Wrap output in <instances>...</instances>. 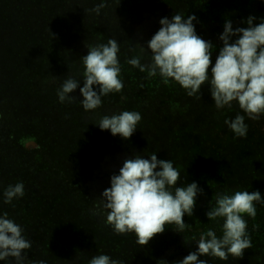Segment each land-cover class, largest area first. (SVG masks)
<instances>
[{
    "label": "trees",
    "instance_id": "obj_1",
    "mask_svg": "<svg viewBox=\"0 0 264 264\" xmlns=\"http://www.w3.org/2000/svg\"><path fill=\"white\" fill-rule=\"evenodd\" d=\"M57 1L55 6V0H0V40L7 39L0 42V191L16 182L22 181L25 186V195L11 205L0 201V212H7L20 224L31 241L30 249L26 250V264L38 261L88 264L99 254H107L124 264H161V260L174 264L193 251L188 237L209 227L218 231L219 223L207 220L205 215L213 204L212 195L243 188L249 192L258 190L264 198V157L248 154L255 146L264 147V128L250 123L243 138L234 137L229 129L219 128L212 118L217 115L224 122L236 112L224 109L221 114L215 109L211 114L203 113L215 107L207 85L202 86L199 94L207 97L199 98L204 103L203 110L197 105L198 111L190 114L199 130L193 126L183 128L179 144L174 139L168 140L175 144L171 148L173 156L156 152L158 159L173 161L181 182H196L203 189V194L196 197L193 215L182 218L191 225V231L180 234L174 225H168L144 246L138 244L132 233L117 234L98 211L99 196L110 186V176L118 172L126 158L135 153L147 154L149 150L143 141L147 131L142 114L147 111L137 108V103L140 100L154 103L152 119L156 126L173 121V115L181 111L172 113L166 106L177 86L159 77L148 78L147 73L127 64L128 59L139 53L140 45H145L135 42L137 34L133 36V27L127 31L132 37L129 46L114 37L116 33L110 25L114 17L100 18L106 6L99 15L92 11L84 15L78 0ZM89 1L93 7L101 3V0ZM64 10L79 13L72 17ZM110 38L120 45L122 91L103 97L102 106L95 111L82 109L79 88L70 94L76 100L59 103L56 91L66 78L62 71L64 75L72 73L81 78L82 57L87 55V47L101 39L107 43ZM66 56L69 57L65 61L69 62L58 65L61 57L63 60ZM149 59L145 55L141 62ZM36 63L39 67H34ZM173 84L175 87L171 88ZM156 90L158 96L152 97ZM125 110L138 111L142 116L136 132L127 140L122 141L118 135L94 125L103 115ZM206 120L212 124L209 128ZM153 136H158L156 129ZM259 167L263 170L254 173ZM214 181L221 183L215 186ZM254 221L264 226V205L258 204ZM0 264L15 262L9 258Z\"/></svg>",
    "mask_w": 264,
    "mask_h": 264
},
{
    "label": "clouds",
    "instance_id": "obj_2",
    "mask_svg": "<svg viewBox=\"0 0 264 264\" xmlns=\"http://www.w3.org/2000/svg\"><path fill=\"white\" fill-rule=\"evenodd\" d=\"M105 6L101 0L89 11L99 15ZM256 20L259 22L254 23ZM194 21H197L195 15L182 13L161 18L159 29L146 46L139 44V53L126 62L147 73L148 78L159 77L163 82L178 84L189 97L199 99L202 86L207 85L218 112L239 109L234 118H225L224 124L234 137L243 138L248 131L245 120L264 117V17L249 15L242 21L246 26L235 28L231 20H225L223 31L217 37L218 49L197 34ZM119 53L120 45L112 38L107 43L89 45L87 55L82 57V77L68 76L61 82L56 91L58 102H73L76 97L70 94L79 88L82 109L95 111L102 106L103 97L120 93L124 82ZM145 55L150 59L142 63ZM141 119L138 111L125 110L103 115L94 125L127 140L136 132ZM109 184L99 196V213L105 216L114 232L132 233L143 246L154 235L163 233L168 225H174L180 234L191 231V225L182 218L193 215L196 197L203 194L196 182H181V174L173 161L158 159L155 152L135 153L126 158L118 172L110 176ZM24 195V183L16 182L0 191V201L11 205ZM257 204L264 205L258 190L216 193L215 202L205 215L207 220L219 223L221 234L218 236L216 229L209 227L188 237L189 243L195 244V250L174 264H208V260L201 257L220 261L242 258L244 251L252 246L244 214L254 218ZM24 233V228L7 212H0V261L12 258L15 264H26V250L30 249L31 241ZM88 264L124 262L99 254ZM161 264L168 262L161 260Z\"/></svg>",
    "mask_w": 264,
    "mask_h": 264
},
{
    "label": "rangeland",
    "instance_id": "obj_3",
    "mask_svg": "<svg viewBox=\"0 0 264 264\" xmlns=\"http://www.w3.org/2000/svg\"><path fill=\"white\" fill-rule=\"evenodd\" d=\"M80 4V8L82 6L83 14L86 15L90 9L93 8L92 2L89 0H78ZM106 4V10L104 14L101 13L100 18L106 20L107 18H113L110 25L114 28V32L118 40L121 43L128 44V40L132 39L130 34H128V28L133 27L135 31L133 32L135 42H142L146 46V42L150 40L151 36L159 29V20L161 18L167 17L168 15H175L176 13H182L186 15H195L197 17V21H194L195 30L198 35H200L205 40H210L214 45L217 46V49L220 45L217 37L223 31V23L225 20H231L233 27H243L246 26L242 24V21L245 20L249 15L255 16L257 18L264 17V0H104ZM58 1L55 0V6H57ZM162 6H166V8H162ZM158 9V10H157ZM65 12L69 10H64ZM77 12L79 11H69L65 13L72 17H76ZM62 13V12H61ZM108 15V16H107ZM78 18V17H77ZM111 20V19H110ZM256 20L254 23H258ZM58 27V26H56ZM55 27V28H56ZM109 27V26H108ZM61 26H59V29ZM76 28V27H75ZM104 37L106 35L101 34ZM7 39H1L0 42L6 41ZM138 42L136 44H138ZM106 43V39L100 40L98 44ZM32 49H35L31 45ZM68 49V48H67ZM66 49V50H67ZM3 55V56H2ZM216 51L213 52V57H215ZM56 57L58 55H55ZM65 56V55H63ZM1 57H5L4 54H1ZM34 56H30L29 58L33 59ZM69 57L66 56L63 60L62 57L60 59V63L58 65L64 66L68 62L65 59ZM57 62L56 60H53ZM38 63L34 64V67H39ZM62 71L64 77L73 76L72 73H66ZM147 81V80H145ZM146 86V85H145ZM177 89L170 95V99H168L169 105L166 106L172 113H178L177 110L181 111V114L173 115V121L163 122L162 124H158L156 126V122L154 119L155 116V105L154 103H146L143 100H140L141 105L137 108H141L142 110H146V113L142 115L145 116V139H143L144 144L148 146L147 154L143 153L142 155H149L153 152H157L162 154L165 152L166 157L173 156L172 149L175 145L168 140L174 139L179 144L181 141V136L179 133H182L183 128H191L192 126L197 127L199 130V126H196V122L194 124V120L191 117V112L196 113L198 111L197 105H199L203 110V104L200 103L202 100H197L196 97H189L186 92L176 84ZM175 85L173 84L174 88ZM183 92V93H182ZM157 90L153 92L152 97H157ZM201 99H206L205 97L199 94ZM154 99L153 101H155ZM195 102H197L196 105ZM190 105V107L188 106ZM234 112L239 111V109L233 108ZM215 111V108L209 107L207 110L203 111V113L211 114ZM142 113V112H141ZM216 115V113H213ZM235 115L227 116L229 118H234ZM198 117V115H197ZM216 124L221 129H228V127L224 124V122H220L218 116H215ZM150 120L148 121V119ZM263 117L259 120L253 121L246 119L245 122L247 124H253L258 128H264V121H262ZM207 124L205 125L209 128L212 124L209 120H206ZM169 123V124H168ZM158 127V128H157ZM162 127L161 129H159ZM156 129L158 131V136L154 138L153 131ZM159 133L160 136H159ZM170 136V139L168 137ZM124 141V140H122ZM74 142V141H70ZM175 142V143H176ZM263 145L255 146L251 151L248 152L251 156L264 157V147ZM242 148L245 145L241 146ZM251 148V146H249ZM169 149L170 153H169ZM137 150V149H136ZM243 150V149H242ZM241 155L244 154V150L241 151ZM174 156L175 152H174ZM218 158H215L217 160ZM208 161H212V158H208ZM209 164V163H208ZM251 169L250 166H247ZM263 167H259L258 169H254L253 172H261ZM212 174V173H211ZM210 174V175H211ZM209 178V177H208ZM215 186L219 185L220 181H214ZM238 190H243L240 188ZM229 192L236 191L235 189H228ZM261 193V192H260ZM262 194V193H261ZM216 195L211 196V201L214 204ZM209 204V203H208ZM258 204L256 205L257 208ZM244 218L247 221V232L251 240L252 246L256 245L259 248H253L252 246L244 251L242 258H233L229 257L227 261H220L216 258H208L201 257L202 259H207L208 264H260L264 263V226L254 221L253 217H248L244 214ZM217 235L219 236L221 233L219 231V225L217 227ZM254 232L250 233L249 232ZM192 236V235H191ZM254 240V241H252ZM256 240V241H255ZM259 240V241H258ZM182 246V245H181ZM193 251L196 246L193 244ZM262 248V249H261Z\"/></svg>",
    "mask_w": 264,
    "mask_h": 264
}]
</instances>
